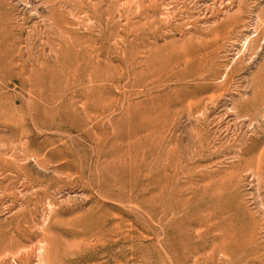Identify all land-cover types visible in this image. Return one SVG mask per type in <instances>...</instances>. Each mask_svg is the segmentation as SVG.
<instances>
[{
    "label": "rangeland",
    "instance_id": "374dc122",
    "mask_svg": "<svg viewBox=\"0 0 264 264\" xmlns=\"http://www.w3.org/2000/svg\"><path fill=\"white\" fill-rule=\"evenodd\" d=\"M0 264H264V0H0Z\"/></svg>",
    "mask_w": 264,
    "mask_h": 264
}]
</instances>
